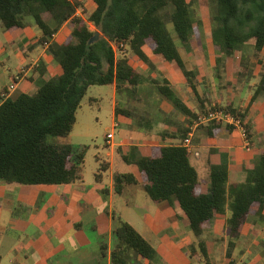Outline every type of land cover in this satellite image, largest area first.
Instances as JSON below:
<instances>
[{
  "label": "trees",
  "instance_id": "trees-1",
  "mask_svg": "<svg viewBox=\"0 0 264 264\" xmlns=\"http://www.w3.org/2000/svg\"><path fill=\"white\" fill-rule=\"evenodd\" d=\"M94 9L83 17L77 10L80 0H0V23L4 29L23 28L31 22L40 30L37 44L48 43V51L60 64L62 73L43 79L33 92H21L15 97L0 94V181L25 184L68 183L81 178L84 156L88 144L48 141V136L66 137L76 121V111L88 87L93 84H115L118 92L135 88L143 81V74L133 67L124 54L116 56L112 43H123L148 66L153 63L143 50L148 45L161 60L175 63L186 78L188 86L198 95L196 72L188 68L179 46L167 27L173 31L182 46L190 44L201 22L194 20L193 0H92ZM215 26L211 40L216 47V68L224 59L241 51L238 75L251 72L249 52L262 64L260 78L252 100L264 90V60L259 54L264 48V0H214ZM167 8H171L166 13ZM85 9L83 8V11ZM71 25V36L63 43L50 38L65 23ZM92 22L95 30L89 28ZM99 37L89 42L94 32ZM121 50V48H119ZM40 75L46 72L40 64ZM158 93L180 113L187 117L170 137H183L200 114L222 108L244 122L248 136L251 127L245 122L246 112L233 103H214L209 108L200 100L199 110L190 109L172 89L166 78H152ZM7 88L5 89L6 92ZM115 114L131 116L116 105ZM211 122V123H210ZM211 129L220 122L210 121ZM213 127V128H211ZM143 178L144 189L154 200L175 197L188 217L189 227L197 238V247L208 263L206 244L202 238L204 224L215 214H229L225 220L228 228L226 257L233 263L235 240L250 214L264 219V149L253 168H243V179L229 182L225 163L209 166L208 193L199 190L198 173L190 164L187 151L180 144L163 145L153 155L135 160ZM115 187L123 180L134 181L129 174H116ZM118 239L113 252V264H125L126 250L147 257L152 246L129 223L117 220L114 228Z\"/></svg>",
  "mask_w": 264,
  "mask_h": 264
},
{
  "label": "crops",
  "instance_id": "crops-1",
  "mask_svg": "<svg viewBox=\"0 0 264 264\" xmlns=\"http://www.w3.org/2000/svg\"><path fill=\"white\" fill-rule=\"evenodd\" d=\"M80 1L83 6L77 10V14L85 17L95 4L92 0ZM83 8L85 12H82ZM88 24L90 29L95 30L92 22ZM0 26V94L16 76L20 77L15 88L3 98L33 92L41 77L47 79L62 73L60 64L48 51V43L37 44L41 30L35 24L31 22L23 28L8 30L1 23ZM70 36L71 25L65 22L50 41L60 44ZM143 50L153 64L154 57L158 59L156 67L166 75L164 78L182 99L171 77L173 75L183 84L186 78L180 68L175 63L161 60L148 45H144ZM41 63L46 70L42 75L39 72ZM259 78L260 71L258 81ZM112 85L115 127V118L121 114H115L117 90L115 84ZM253 93L248 106L243 109L246 112L245 122L252 119L264 126V100L256 103V110L251 109L264 90L252 100ZM229 102L233 103H226ZM162 108L165 113L175 109L172 104L162 105ZM124 118L125 115L123 121L129 133L124 134L120 141H114V133L111 143L105 140V151L94 154L92 178L84 174L85 153L81 178L72 182L25 184L0 181V264H113L112 252L118 241L114 228L119 218L129 223L153 248L147 257L128 248L125 264H227L229 258L224 263L212 262L217 250L216 241H220V251L226 255L228 228L225 220L229 211L215 214L204 224L202 238L208 253L206 263L197 247V238L189 227L188 217L178 201L175 197L152 199L144 189L147 181L135 160L153 155L155 149L163 145L180 144L184 147L182 140L191 133V151L184 148L190 164L198 173L200 192L208 193L211 164H227L229 182L240 181L244 177L243 168L256 165L264 143L253 147L252 137L249 136L250 147L246 149L240 130L224 122H220L217 129L211 127L210 133L209 122L194 125V121L185 136L170 137L167 133L175 131L177 127L165 124L171 122L165 116L164 125L160 122L158 126L149 125L139 130L129 129ZM76 125L77 115L69 137ZM116 174H129L134 181L123 180L117 190ZM232 254L233 263L230 264H264L258 263V257L264 255V219H258L255 214L249 215V220L240 229L239 238L235 240Z\"/></svg>",
  "mask_w": 264,
  "mask_h": 264
},
{
  "label": "rangeland",
  "instance_id": "rangeland-1",
  "mask_svg": "<svg viewBox=\"0 0 264 264\" xmlns=\"http://www.w3.org/2000/svg\"><path fill=\"white\" fill-rule=\"evenodd\" d=\"M214 3V0L192 1L193 18L195 21L201 22V25L199 29L195 30L190 44L185 47L177 39L171 22L167 21V27L172 32L187 67L194 69L197 74L198 95L188 86L187 81L181 84L171 75L172 81H174L173 83L183 101L196 111L200 108V100L203 101L206 108H209L215 102L225 104L227 101H232L235 106L243 110L248 106L249 99L254 92L262 64L257 62L252 52H249L248 66L251 68V72L245 75H238L236 66L240 63L242 53L241 51H236L233 55L224 59V64L219 66V69L216 68L215 57L217 50L211 40V31L215 26ZM166 11V13H169L171 8H167ZM94 29L96 28L94 27ZM145 50L150 52L148 47H145ZM116 54L117 56L122 54L127 56L131 64L144 77L135 90L126 87L121 89L120 92L116 91V105L131 113V116L125 115L126 118H124L127 121V125H129V129H146L149 125L158 126L160 122H162V125L165 123L169 126L178 127L186 122L183 114L176 109L169 113H165L162 110V105H171V103L158 93L155 85L151 82L152 78L161 79L166 77L156 67L155 63H158L156 57H154L153 67H150L146 63H141L128 46L118 50ZM259 58L264 60V48L259 54ZM90 97H93V99L90 100ZM259 100H264V94L258 95V98L254 101L255 105L251 107L252 110H256L255 106ZM113 102L114 88L112 84L90 85L77 110V125L72 136L47 137L48 141L53 142L68 141L75 145L88 144L89 148L86 151L84 170L87 178L93 177L94 154L97 151L103 152L106 149L104 146L105 135L112 131L114 133V141H120L125 136L124 134L129 133L123 121V114L115 118L116 125L114 127ZM163 116L167 117L171 122L163 123ZM247 122L251 127L252 146L258 147L260 143H264V126L258 125L252 119L247 120ZM216 245L217 250L214 253V261L212 263H224L227 257L222 250L220 251V241H216ZM258 258V263H264L263 254Z\"/></svg>",
  "mask_w": 264,
  "mask_h": 264
},
{
  "label": "built area",
  "instance_id": "built-area-1",
  "mask_svg": "<svg viewBox=\"0 0 264 264\" xmlns=\"http://www.w3.org/2000/svg\"><path fill=\"white\" fill-rule=\"evenodd\" d=\"M112 47L113 49H115V52H117L119 48H121L122 50L126 46L121 42V43H112ZM19 79L20 77L16 76L15 79L7 87V91L3 92L1 95L7 96L15 88L16 83ZM210 121L224 122L226 124L237 127L240 130L241 135L245 141V148L248 149L250 147L247 128L239 116H236L235 114L226 111L225 109L222 108H214L208 110L207 113L200 115L198 121L194 122V125L198 123H208ZM190 135L191 133H188L187 136H185L182 140V145L187 149V151H191ZM112 139H113V132L110 131L105 135V140L107 143H111Z\"/></svg>",
  "mask_w": 264,
  "mask_h": 264
},
{
  "label": "water",
  "instance_id": "water-1",
  "mask_svg": "<svg viewBox=\"0 0 264 264\" xmlns=\"http://www.w3.org/2000/svg\"><path fill=\"white\" fill-rule=\"evenodd\" d=\"M98 37H99V32L98 31H95L94 32V35L91 37V39L89 40V42H92V41L96 40Z\"/></svg>",
  "mask_w": 264,
  "mask_h": 264
}]
</instances>
